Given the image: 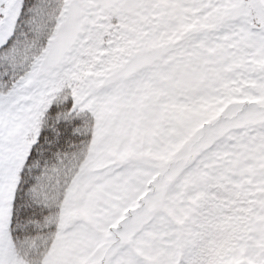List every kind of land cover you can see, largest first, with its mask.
I'll use <instances>...</instances> for the list:
<instances>
[{
    "label": "snow or ice",
    "instance_id": "snow-or-ice-1",
    "mask_svg": "<svg viewBox=\"0 0 264 264\" xmlns=\"http://www.w3.org/2000/svg\"><path fill=\"white\" fill-rule=\"evenodd\" d=\"M0 264H264V0H0Z\"/></svg>",
    "mask_w": 264,
    "mask_h": 264
}]
</instances>
